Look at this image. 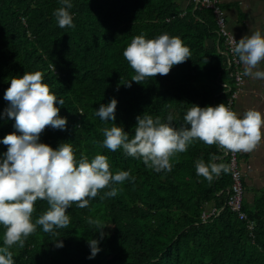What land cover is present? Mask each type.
Here are the masks:
<instances>
[{"label": "trees", "instance_id": "trees-1", "mask_svg": "<svg viewBox=\"0 0 264 264\" xmlns=\"http://www.w3.org/2000/svg\"><path fill=\"white\" fill-rule=\"evenodd\" d=\"M181 2L71 0L73 25L59 27L53 15L59 0H0V113L8 104L4 91L11 76L39 70L42 82L63 100L58 115L67 118L64 130L46 125L40 141L53 148L71 143L76 159L99 152L107 156L111 172L130 173L85 197V207L70 202L68 225L52 232L36 225L23 246H8L13 264H264V189L251 206L245 199L243 210L250 220L242 221L225 206L231 171L221 170L212 180L195 171L197 158L207 163L209 153L215 154V162L229 164L222 146L194 139L170 157V169L154 171L122 148L110 150L99 143L104 139L101 129L112 123L131 137L136 116L143 113L160 116L161 122L171 114L169 123L179 128L192 104L227 105L236 85L214 13L193 4L183 9ZM164 32L181 38L189 48L188 59L167 74L128 83L134 69L123 49L135 35L148 39ZM113 97L115 119L102 121L95 109ZM13 122L6 114L0 117V138L17 131ZM6 149L0 143V153ZM111 187L116 194L101 198ZM48 207L46 199L35 200L32 222ZM213 208L222 209L220 215L204 221L203 213ZM87 217L101 224H89ZM4 231L0 224V245ZM92 238L98 239L100 251L89 258L86 241ZM56 239L63 241L62 247L54 245Z\"/></svg>", "mask_w": 264, "mask_h": 264}, {"label": "clouds", "instance_id": "clouds-1", "mask_svg": "<svg viewBox=\"0 0 264 264\" xmlns=\"http://www.w3.org/2000/svg\"><path fill=\"white\" fill-rule=\"evenodd\" d=\"M59 2L61 6L53 11L55 20L59 27H71L72 15L68 11L72 7L71 0ZM233 42L231 51L244 65V75L264 79V69L258 66L264 59V34L261 30L256 29L239 41L233 39ZM122 54L134 69L130 83L155 74H167L173 65L188 59L190 51L180 37L164 32L148 39L143 34L133 36ZM4 99L8 104L0 117L6 114L8 118H14L12 126L17 131L0 138V143L7 145L6 151L0 153V224L5 226L0 264H13V254L8 246L17 242L23 246L24 238L34 231L36 225L42 226L45 232L68 225L66 209L70 202L75 201L77 207H85L89 203L85 197L96 196L98 189L109 185L110 181L122 182L129 178L130 173L129 170L111 172L107 156L99 152L91 159L83 154L76 159L71 143L61 142L53 148L40 141L39 134L46 125L64 130L67 120L58 115V105H62L63 100L42 82L41 71L11 76ZM116 105V98H110L106 104H99L95 114L102 121L114 120ZM262 117L264 114L257 108H248L237 114L225 103L203 107L192 104L185 111L184 124L179 128L169 123L173 119L171 114L166 117L168 122H161L160 116L143 113L136 116L131 137L121 126L112 123L110 127L101 129L104 139L99 143L110 150L120 147L126 155L138 157L147 167L160 171L170 169V157L185 151L194 139L233 152L250 151L261 141ZM215 161L213 153H209L207 163L203 158H197L194 162L196 173L212 180L221 170H230L229 164ZM116 191L111 187L101 198L113 196ZM38 198L46 199L49 207L33 223L31 213ZM86 220L89 224H101L93 217ZM53 242L56 247L63 246L60 239ZM86 242L90 248L89 258H93L100 251L98 239H87Z\"/></svg>", "mask_w": 264, "mask_h": 264}, {"label": "crops", "instance_id": "crops-1", "mask_svg": "<svg viewBox=\"0 0 264 264\" xmlns=\"http://www.w3.org/2000/svg\"><path fill=\"white\" fill-rule=\"evenodd\" d=\"M227 6L226 11L229 17L230 27L241 38L246 34H251V22H264V0H221ZM192 4V0H182L181 6L187 9ZM255 79H248L246 92L243 93L238 102V114H242L248 108H257L264 114V79L254 82ZM251 82L258 83L260 88L254 87L259 93V98L253 100ZM251 89V90H250ZM249 93V94H248ZM264 118V117H262ZM261 141L250 151H242V167L245 173V182L248 190L247 200L254 204L257 193L264 189V125L261 127Z\"/></svg>", "mask_w": 264, "mask_h": 264}, {"label": "built area", "instance_id": "built-area-1", "mask_svg": "<svg viewBox=\"0 0 264 264\" xmlns=\"http://www.w3.org/2000/svg\"><path fill=\"white\" fill-rule=\"evenodd\" d=\"M196 7L204 9H212L217 18V25L219 37L223 40V45L225 47L227 62L229 67H232L231 77L234 81L235 88L233 90L232 96L227 101V107L236 112L235 105L238 101L243 88L246 85V76L244 75L243 69L244 65L238 60L236 54H234L231 49L234 47V42L237 41L236 37L233 35V31H230L227 25L226 17L223 14V11L219 7L218 0H195ZM220 27V29H219ZM223 87L229 88V86L224 83ZM226 155L229 157V165L232 176L231 188L227 190V196L225 201V206L233 212L238 219L242 221H249V215L246 211L243 210V202H245L247 195V188L244 182V172L240 167V157L239 151L233 152L231 150H226ZM222 209L213 208L211 211H206L202 215L204 221H208L212 217H218ZM249 227L254 229L255 225L253 222H250Z\"/></svg>", "mask_w": 264, "mask_h": 264}, {"label": "rangeland", "instance_id": "rangeland-1", "mask_svg": "<svg viewBox=\"0 0 264 264\" xmlns=\"http://www.w3.org/2000/svg\"><path fill=\"white\" fill-rule=\"evenodd\" d=\"M218 4H219V7H220V9L223 11V14L225 15V17H226V21H227V25H228V28L230 29V31H233V35L236 37V39H237V41H239V39H240V37L236 34V32L232 29V27H230V24H229V17H228V14H227V11H226V9H223L222 7H221V4H222V2H221V0H218ZM192 4H193V7H195V8H198V7H196V2H195V0H192ZM212 10V9H211ZM213 11V10H212ZM213 13H214V11H213ZM214 16H215V18H216V15H215V13H214ZM216 22H217V18H216ZM251 25V30L253 29V27H254V29H260L261 30V32H262V34H264V22L263 21H258V22H251L250 23ZM219 29H220V27H219ZM217 33H219V31H217ZM226 53V52H225ZM229 56V55H228ZM228 56H226L227 58H228ZM228 63V62H227ZM261 69H264V59H262L260 62H259V65H258ZM228 67H229V64H228ZM229 68H232V67H229ZM248 79H249V76H246V85H245V87L243 88V92L241 93V95L243 94V93H245L246 92V87H247V85H248ZM251 79L253 80V79H255V78H252L251 77ZM257 81H258V83L260 82L258 79H256ZM256 80H254V82H257ZM258 83H255L254 84V86L252 87V85H253V83L251 82V89H253L254 90V92L252 93V95H253V100L254 99H256V98H259V93L258 92H256V90L254 89V87H257V88H260V86H259V84ZM250 89V90H251ZM249 94V93H248ZM240 95V96H241ZM240 98V97H239ZM239 100V99H238ZM238 105H239V102L238 101H236V105H235V109H236V113L238 114ZM240 154H241V151H239V157H240V167H242V156H240ZM241 170H243V167L241 168ZM243 172H244V170H243ZM244 179H245V173H244ZM231 188V187H230ZM247 188V187H246ZM247 194H248V190H247ZM257 194H259V193H257ZM246 199H247V195H246Z\"/></svg>", "mask_w": 264, "mask_h": 264}]
</instances>
